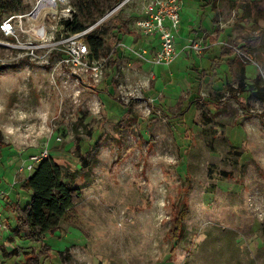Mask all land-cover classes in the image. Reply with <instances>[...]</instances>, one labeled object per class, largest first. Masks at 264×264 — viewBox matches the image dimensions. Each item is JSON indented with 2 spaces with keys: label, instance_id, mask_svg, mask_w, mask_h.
<instances>
[{
  "label": "rangeland",
  "instance_id": "1",
  "mask_svg": "<svg viewBox=\"0 0 264 264\" xmlns=\"http://www.w3.org/2000/svg\"><path fill=\"white\" fill-rule=\"evenodd\" d=\"M85 1L69 5L89 27L118 0ZM211 1L182 0L178 29L186 34L168 65L121 45L144 47L150 58L159 47L137 25L142 0L111 16L120 14L130 33L104 35L99 56H89L101 62L96 74L60 64L49 45L59 32L34 55H24V43L35 40L26 18L17 40L0 33V264L21 263L26 250L34 264H264V98L255 94L264 92V0ZM0 2L1 20L35 0ZM225 42L251 43L245 51L255 64H243ZM195 65L206 70L198 91ZM233 94L249 115L233 99L212 103ZM44 149L81 198L54 233L26 236L14 230L13 209L28 201L21 184L32 172L19 165Z\"/></svg>",
  "mask_w": 264,
  "mask_h": 264
},
{
  "label": "built area",
  "instance_id": "2",
  "mask_svg": "<svg viewBox=\"0 0 264 264\" xmlns=\"http://www.w3.org/2000/svg\"><path fill=\"white\" fill-rule=\"evenodd\" d=\"M128 0H120L114 4L109 10L103 13L95 23L78 32L64 34V26L67 20L72 19L70 10V0H35L32 8L19 14H11L0 20V33L5 37H14L16 40L19 36V31L23 29L24 19L26 18L33 24L32 43L28 42L24 48H27L24 55H34V50L42 46L40 41L50 34L55 32L60 33V37L54 40L51 44L52 49L57 50L59 61L65 68L73 70H88L93 74L98 73L100 61L98 59L89 60L90 48L85 40V35L99 24H103ZM143 10L140 18L137 20V25L146 36L156 37L159 41V47L150 58L146 48L139 47L138 50L121 42V45L127 49H131L142 61L153 63L156 65L171 63L178 51L176 48V33L181 20L182 0H142ZM232 53L243 64H255L248 52L241 47L234 46L225 42ZM192 49L199 52L203 46L200 40H194L191 45ZM264 76V74H262ZM48 150L44 149L40 152L30 154L19 165V170H27L32 172L38 163L45 157H48Z\"/></svg>",
  "mask_w": 264,
  "mask_h": 264
},
{
  "label": "trees",
  "instance_id": "3",
  "mask_svg": "<svg viewBox=\"0 0 264 264\" xmlns=\"http://www.w3.org/2000/svg\"><path fill=\"white\" fill-rule=\"evenodd\" d=\"M118 1H116L114 4H116ZM200 1L204 7L212 3L211 0ZM81 2L85 7H87V2L85 0H81ZM2 7V3L0 2V10ZM102 14H100L99 17ZM203 14L204 13L202 11L199 15V19H202ZM119 16L120 14L113 16L112 18L104 22L102 24V27L94 28L86 33L85 40L90 48L91 57L96 58L99 56V52L104 47L105 34L112 33L113 31L124 34L130 33L128 28L120 22ZM65 26H67L71 33L78 32L87 27L82 21L77 18V16H74L71 20H67L65 22ZM192 31L193 33L195 32V30ZM250 45L251 43L246 42L243 45V48H241L245 50L247 49L246 47H250ZM229 52L231 53L232 51L229 50ZM55 53L56 51H53V54ZM21 60L29 61L27 56H24L23 58H21ZM12 64L13 62L10 63V65ZM243 67L244 65L242 66V70H244ZM193 70L197 73L195 89L198 91L201 84V79L206 75V70L205 68H199L197 65L193 67ZM258 80L259 78H256V84L258 83ZM95 90L99 94L102 93V90L98 88H95ZM258 90L262 91L260 89ZM259 91L255 93L256 96L259 98H264V92L259 93ZM218 93L220 92L218 91ZM226 99L235 100V102H237V104L240 106L244 115H249L251 113L245 106L246 100L236 94L226 96L222 100L212 103H215L217 106H219L224 104L226 102ZM100 143V140L95 142V147L88 154L89 157H81L83 164L87 165L89 163L90 158L93 157L98 147L100 146ZM4 147L5 146L0 144V154L2 153ZM63 178L64 174L62 167L57 162V160H55L51 156L43 158L38 163L32 173H30L21 184V187L27 190L29 198L23 206H20L19 204L14 206L13 212L14 218L16 220V228H14L15 231H26V236L30 234H52L56 231L63 216H65L68 211L73 209L74 205L77 204L81 198L80 187L70 182L64 181ZM182 211L178 215L179 217L176 220L175 227L170 230V233L173 236H178L181 232V220L186 213L185 208ZM19 235H21V233H19ZM42 246L43 247L41 248V251L47 254L49 248L44 241H42ZM22 257L23 258L21 263L18 264H34L33 256L30 252H27V250L23 252Z\"/></svg>",
  "mask_w": 264,
  "mask_h": 264
},
{
  "label": "crops",
  "instance_id": "4",
  "mask_svg": "<svg viewBox=\"0 0 264 264\" xmlns=\"http://www.w3.org/2000/svg\"><path fill=\"white\" fill-rule=\"evenodd\" d=\"M183 10V9H182ZM180 22H181V20H180ZM189 25H190V23H189ZM185 31V30H184ZM183 30H180V32H179V30H178V32L176 33V38H177V36L179 35V36H182V34H186V31L184 32ZM178 36V37H179ZM176 46H177V44H176ZM230 53V52H229Z\"/></svg>",
  "mask_w": 264,
  "mask_h": 264
}]
</instances>
